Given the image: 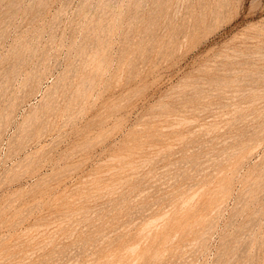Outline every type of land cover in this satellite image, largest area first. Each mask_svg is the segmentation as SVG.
Wrapping results in <instances>:
<instances>
[{
  "label": "rangeland",
  "instance_id": "rangeland-1",
  "mask_svg": "<svg viewBox=\"0 0 264 264\" xmlns=\"http://www.w3.org/2000/svg\"><path fill=\"white\" fill-rule=\"evenodd\" d=\"M0 264H264V0H0Z\"/></svg>",
  "mask_w": 264,
  "mask_h": 264
}]
</instances>
